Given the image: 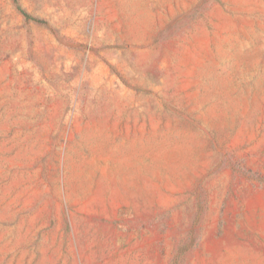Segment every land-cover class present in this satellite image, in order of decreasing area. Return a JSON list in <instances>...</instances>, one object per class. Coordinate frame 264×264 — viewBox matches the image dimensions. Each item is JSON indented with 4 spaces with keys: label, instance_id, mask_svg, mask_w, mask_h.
Returning a JSON list of instances; mask_svg holds the SVG:
<instances>
[{
    "label": "rangeland",
    "instance_id": "374dc122",
    "mask_svg": "<svg viewBox=\"0 0 264 264\" xmlns=\"http://www.w3.org/2000/svg\"><path fill=\"white\" fill-rule=\"evenodd\" d=\"M0 264H264V0H0Z\"/></svg>",
    "mask_w": 264,
    "mask_h": 264
},
{
    "label": "trees",
    "instance_id": "16d2710c",
    "mask_svg": "<svg viewBox=\"0 0 264 264\" xmlns=\"http://www.w3.org/2000/svg\"><path fill=\"white\" fill-rule=\"evenodd\" d=\"M14 2L17 3V0H14ZM21 11H22V13H23L26 17H28V15H27L23 10H21Z\"/></svg>",
    "mask_w": 264,
    "mask_h": 264
}]
</instances>
